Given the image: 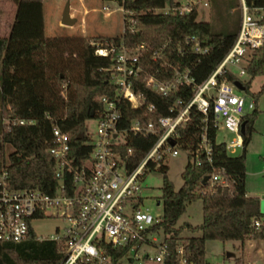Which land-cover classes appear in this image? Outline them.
Returning <instances> with one entry per match:
<instances>
[{
  "label": "trees",
  "instance_id": "trees-1",
  "mask_svg": "<svg viewBox=\"0 0 264 264\" xmlns=\"http://www.w3.org/2000/svg\"><path fill=\"white\" fill-rule=\"evenodd\" d=\"M125 12L124 33L113 38L55 37L19 34L18 27L7 38H0V173L5 170L13 189L38 190L51 193L57 186L54 178V161L49 155L53 142V128H58L68 137L69 158L74 168L81 167L91 153L90 137L85 131V122L93 111L94 117L102 109L100 98L114 99L116 88L111 84L114 56L101 57L95 54L97 45L102 47L120 45L135 49L144 44L146 50L140 59L141 73L132 80L133 90L143 96L146 108L134 109L128 103L120 104L123 122L120 128H129L134 120L142 127L149 121L176 114L170 113L173 103L182 99L187 104L191 99V87L163 97L145 87L143 78L154 76L166 80L175 70H189L197 85L203 83L218 67L231 48L239 29V18L233 21L232 31L215 33L211 24L198 22L195 11L181 14L176 9V0H115ZM35 0L24 1L18 7L20 20L27 17L23 6ZM229 8L237 9V1L209 0L215 16L223 17ZM250 7L263 9L264 0H249ZM165 9H169L166 13ZM225 12V13H224ZM133 20V29L128 21ZM22 22V21H21ZM20 22V23H21ZM22 23L27 24V21ZM225 24H227L225 22ZM196 37L207 49L204 55H195L187 49L185 39ZM165 46L158 61L152 60L151 52ZM249 92L251 82L264 77V45L253 51L245 67ZM230 81L235 77L225 74ZM264 93V83L257 94H251L257 103ZM255 111L245 119L242 137V153L231 157L225 144L216 142L213 117L207 121L195 107L189 111V120L176 131L180 149L198 145L207 129L211 146L210 159L202 158L201 165L190 163L184 169L182 186L175 190L169 180L168 169L162 163L148 164L146 170L157 167L162 175V219L158 229L166 237L169 257L167 264L179 260L177 249L194 264H208L205 245L208 241L241 242L264 241V227L256 229L253 220L264 219L260 212V200L247 197L245 188L246 148L250 142L253 125L258 116ZM93 117V118H94ZM20 120L31 122L19 125ZM15 122V123H14ZM81 137V138H80ZM157 140L154 135L130 134L120 151L127 155L128 171L137 167ZM6 147L12 151L6 154ZM223 174L229 180L228 187L213 186L203 180L212 174ZM196 201L202 202V223L196 227L176 224L185 213L186 207ZM199 234L198 237L181 238L184 232ZM105 255L111 264H121L130 255L126 247L111 248L104 245ZM65 258L62 246L52 240H39L34 231L19 242H0V264H62Z\"/></svg>",
  "mask_w": 264,
  "mask_h": 264
},
{
  "label": "built area",
  "instance_id": "built-area-1",
  "mask_svg": "<svg viewBox=\"0 0 264 264\" xmlns=\"http://www.w3.org/2000/svg\"><path fill=\"white\" fill-rule=\"evenodd\" d=\"M236 1L239 12L237 36L221 63L203 83L197 85L189 76V70H175L173 76L166 80H158L154 76L143 78L146 88L163 97H169L184 87H191L192 92L187 104L182 99L175 100L169 111L176 114L149 121L145 127L134 120L129 128H120L123 122L120 104L128 103L134 109L146 108L148 112L154 110L153 106H146L143 96L134 92L132 83L142 71L139 63L146 50L145 45L135 49L123 45L96 46V55L114 56L111 84L116 92L114 99L100 98L102 109L93 118L96 120V132L89 135V159L81 167L74 168L69 158L68 137L55 127L49 155L54 161L57 186L50 194L11 188L8 174L3 170L0 173V242L19 243L28 237L33 221L57 218L65 224L62 234L51 239H38L61 244L65 253L62 264H111L103 250L104 245L129 248L130 255L134 254L137 261L142 260L146 264H167L166 237L158 229L162 215H153L146 206L147 189L142 182L147 165L164 164L168 157L178 156L180 147L176 131L188 122L191 108L195 107L206 118L204 122L209 114L212 115L216 136L219 131L235 135L229 144H225L228 155L242 149L241 124L256 109L255 99L244 86L248 80L245 67L251 53L264 45L263 9L250 7L247 4L249 0ZM175 6L181 14L195 11L198 15L201 10L208 9L210 3L209 0H176ZM168 11L165 9L164 12ZM128 25L132 30L134 21H128ZM185 45L195 55H204L208 51L196 37L186 38ZM164 50L165 46L153 50L152 60L158 61ZM238 66L239 72L235 74L231 68ZM228 72L235 80L226 78ZM235 82H239L244 90H239ZM18 124L31 122L20 120ZM206 133L207 129L196 147L188 148L192 152L191 165L200 166L203 157L211 161V146ZM130 134H151L157 136V140L141 163L128 171L126 160L131 151L126 155L120 148L127 143ZM208 182L211 187L229 186V180L223 174L213 173ZM159 204L158 201L156 205ZM252 226L256 229L264 227V219L253 220ZM142 248L153 249L154 253L141 255ZM177 254L179 260L176 264H194L184 258L181 246Z\"/></svg>",
  "mask_w": 264,
  "mask_h": 264
},
{
  "label": "rangeland",
  "instance_id": "rangeland-1",
  "mask_svg": "<svg viewBox=\"0 0 264 264\" xmlns=\"http://www.w3.org/2000/svg\"><path fill=\"white\" fill-rule=\"evenodd\" d=\"M24 1L27 0H2L0 8L3 7V4H6L8 6V14L17 15L18 7ZM223 5L228 9L227 13L224 12L223 17L215 16L212 7L209 6L208 9L201 10L198 13L197 21L211 24L215 33L223 32L224 30L230 33L233 21L239 18V12L236 8L228 7L231 5L230 2H223ZM66 7L69 9L71 18L75 20V24L72 27H65L61 24L62 15ZM23 12H25L23 15L28 14L32 19V28H36L30 32L36 33L35 35L39 37L113 38L120 37L124 33V12L115 0H35V2L23 6ZM9 25L11 34L14 26L19 25V22L12 21ZM34 25L35 27H33ZM4 29V24L1 21L0 35L8 37L7 33L3 34ZM31 33L29 34L28 32L27 35H32ZM231 69L235 74H238L239 66ZM263 83L264 77L255 78L251 82L250 93L257 94ZM256 107L259 113L253 125L250 142L246 148L245 188L248 195L258 197L260 207H264V93L259 97ZM85 131L88 135L95 134V119L91 118L85 122ZM233 138H235L234 134L228 131H219L216 136V142L218 144H229ZM11 151L9 147H6V154ZM241 153L242 149H237L230 156L237 157ZM191 154V149H178V156L168 157L163 164L168 169L167 175L175 190H179L182 186L181 175L191 162ZM158 168L153 171L146 170L142 182L143 187L147 189L148 199L146 200V206L153 215H162L160 200L162 195V175ZM158 201L160 202L159 206L156 205ZM260 212L264 214V209L260 208ZM201 223L202 202L196 201L186 207V211L177 222L176 228L185 224L196 227ZM31 226L37 237L51 239L62 234L65 224L57 218H44L33 221ZM198 236L199 234L187 231L181 234L183 239ZM253 243L263 245L262 256H256L257 260L254 259L252 251ZM144 252L150 255L154 253L153 249L149 248H142L139 253L142 255ZM205 259L209 264H264V241H246L243 245L241 242L236 241L225 243L208 241L205 245ZM139 263L146 264L142 260L137 261L134 254H131L121 264Z\"/></svg>",
  "mask_w": 264,
  "mask_h": 264
},
{
  "label": "crops",
  "instance_id": "crops-1",
  "mask_svg": "<svg viewBox=\"0 0 264 264\" xmlns=\"http://www.w3.org/2000/svg\"><path fill=\"white\" fill-rule=\"evenodd\" d=\"M2 0H0L1 2ZM6 3V2H5ZM8 10V6L6 4H3V7L0 8V22L2 21V23L4 24V30H3V34L7 33L9 36H10V31H11V28H10V25L8 26V24H11L12 21H18L19 22V25H15L14 28H13V31L16 29V27H18V30H19V34L17 33V36H22V35H27V33L29 32V34L31 33L30 31H33L35 30L36 28H32L31 25H33V21L32 19H29L27 17H24L25 19L23 20H20V18L18 17V15H12V14H8L7 12ZM23 22V21H28L27 23L28 24H25V23H20V22ZM32 23V24H31ZM30 27V28H29ZM35 27V25L33 26ZM12 33V32H11ZM2 34V35H3ZM32 34V37L36 36L35 34L36 33H31ZM8 36V37H9ZM30 36V35H28ZM0 38H7V36H1L0 35ZM246 195L247 197H253V198H258V197H255V196H249L248 193L246 192ZM259 243H262V242H259ZM251 246V245H250ZM263 249V245L261 244H258V243H253L252 244V251L254 253V259L257 260V257L256 256H259L261 255V253L263 252L262 251ZM262 256V255H261ZM258 262V261H257ZM256 263V262H255ZM254 264V263H252Z\"/></svg>",
  "mask_w": 264,
  "mask_h": 264
},
{
  "label": "water",
  "instance_id": "water-1",
  "mask_svg": "<svg viewBox=\"0 0 264 264\" xmlns=\"http://www.w3.org/2000/svg\"><path fill=\"white\" fill-rule=\"evenodd\" d=\"M61 24L65 27H72L75 24V20L71 18L69 9L67 7L65 8L64 13L62 15ZM235 86L241 91L244 90V87L239 82H235ZM93 117H94V112L92 111L90 114V118H93ZM245 124H246L245 122L241 124V127H240L241 135L245 133ZM170 145L174 146V142L170 141ZM207 181H208V177L204 178L203 184ZM260 208L264 209V207H260Z\"/></svg>",
  "mask_w": 264,
  "mask_h": 264
}]
</instances>
